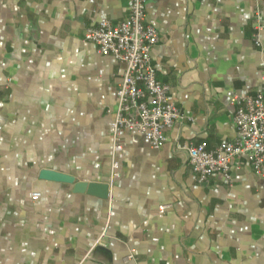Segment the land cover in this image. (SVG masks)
<instances>
[{"label":"crops","instance_id":"1","mask_svg":"<svg viewBox=\"0 0 264 264\" xmlns=\"http://www.w3.org/2000/svg\"><path fill=\"white\" fill-rule=\"evenodd\" d=\"M255 3L148 0L152 61L184 119L160 148L124 132L112 177L108 109L126 66L84 32L126 17V0H0V264H264V177L245 163L231 183L221 172L201 183L182 147L234 140L233 95L263 87ZM44 168L109 182L110 195L41 178Z\"/></svg>","mask_w":264,"mask_h":264},{"label":"built area","instance_id":"2","mask_svg":"<svg viewBox=\"0 0 264 264\" xmlns=\"http://www.w3.org/2000/svg\"><path fill=\"white\" fill-rule=\"evenodd\" d=\"M128 14L120 20L101 17L96 24L86 26L84 38L97 45L101 54H112L125 63L123 78L116 89L117 106L112 114L113 160L112 177L118 175V154L124 150L122 135L132 134V140L145 138L151 146L160 148L168 139L167 131L184 119L181 109L170 95L171 86L161 81L152 61V49L160 41V32L146 20L148 0H126ZM254 40L261 45L262 0H255ZM232 102H239L234 121L236 137L209 148L207 141L182 145L188 152L189 163L199 182H206L214 172H221L233 181L234 168L248 163L255 173L264 177V85L256 93H235ZM192 119V117H189ZM34 197L40 195L35 192ZM170 208L162 204L160 212ZM102 232L94 247L102 246ZM129 251L125 260L138 261ZM243 264V263H241Z\"/></svg>","mask_w":264,"mask_h":264},{"label":"water","instance_id":"3","mask_svg":"<svg viewBox=\"0 0 264 264\" xmlns=\"http://www.w3.org/2000/svg\"><path fill=\"white\" fill-rule=\"evenodd\" d=\"M40 177L49 180H58L74 183V189L76 191H86L88 193L95 194L103 198H108L110 195L109 182L79 180L69 173L55 170L52 168L42 169Z\"/></svg>","mask_w":264,"mask_h":264}]
</instances>
